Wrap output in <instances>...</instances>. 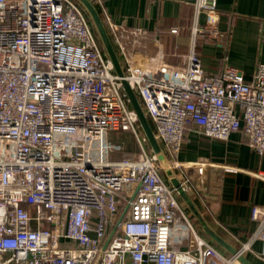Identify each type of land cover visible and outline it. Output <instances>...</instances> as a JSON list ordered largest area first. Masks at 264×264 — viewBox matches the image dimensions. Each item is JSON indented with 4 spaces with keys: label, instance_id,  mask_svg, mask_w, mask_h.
Wrapping results in <instances>:
<instances>
[{
    "label": "built area",
    "instance_id": "2783aa9c",
    "mask_svg": "<svg viewBox=\"0 0 264 264\" xmlns=\"http://www.w3.org/2000/svg\"><path fill=\"white\" fill-rule=\"evenodd\" d=\"M193 4V45L219 40L218 0ZM109 27L169 162L189 125L221 141L242 131L264 154V62L250 78L234 67L215 74L193 46L179 66L155 33L130 41L132 29ZM138 122L74 0H0V264H243L264 244V205L252 207L257 229L235 253L204 237ZM110 132L132 134L138 150L105 160Z\"/></svg>",
    "mask_w": 264,
    "mask_h": 264
},
{
    "label": "crops",
    "instance_id": "0c3cea01",
    "mask_svg": "<svg viewBox=\"0 0 264 264\" xmlns=\"http://www.w3.org/2000/svg\"><path fill=\"white\" fill-rule=\"evenodd\" d=\"M194 1L105 0L100 7L108 27L113 22L128 30L155 33L162 39L164 60L171 64L183 66L185 54L194 46L206 71L218 74L234 67L250 78L257 64L264 62V0H218L222 37L198 39L193 45ZM198 20L205 23L206 14H199ZM176 155L170 158L171 165L180 180L187 181L190 190L186 191L199 213L229 244L240 248L257 229L251 220L252 207L264 205V181L257 177L264 171V154L250 147L242 131L221 141L189 125L184 146ZM178 200L194 224L198 222L203 234L214 241L179 193ZM245 258L264 264V244L256 241Z\"/></svg>",
    "mask_w": 264,
    "mask_h": 264
},
{
    "label": "water",
    "instance_id": "95a60500",
    "mask_svg": "<svg viewBox=\"0 0 264 264\" xmlns=\"http://www.w3.org/2000/svg\"><path fill=\"white\" fill-rule=\"evenodd\" d=\"M86 10L88 13L92 24L94 25V28L103 44L104 50L106 55L109 57L113 67L114 71L118 76L121 77V83L123 86L124 91L126 92L131 107L134 109V111L137 114L139 124L141 125L142 130L144 131L145 135L147 136V139L149 141V144L152 148V151L157 156L158 160L162 163V171L168 178L169 182L173 187H175L179 193V195L185 200L187 205L191 208V210L194 212L196 217L199 219L201 225L203 226L206 233L219 245H221L223 248H225L230 253H235L237 249L233 247L231 244H229L221 235H219L214 229H212L203 216L199 213L194 203L191 201L187 191L182 185V182L178 175L175 172V169L171 167L168 163L169 160L167 156L164 153V150L161 146L160 141L158 140L151 123L141 105V102L131 87L128 80L124 77V70L122 66V62L117 54V51L115 49L114 43L111 39V36L107 30L106 24L104 23L99 11L97 10L95 4L92 0H77ZM144 30L143 28H135L132 29L129 35L130 41L133 40V37L137 31ZM240 260L243 264H253L249 260L245 258V256H241Z\"/></svg>",
    "mask_w": 264,
    "mask_h": 264
},
{
    "label": "rangeland",
    "instance_id": "374dc122",
    "mask_svg": "<svg viewBox=\"0 0 264 264\" xmlns=\"http://www.w3.org/2000/svg\"><path fill=\"white\" fill-rule=\"evenodd\" d=\"M202 14H205V13H202ZM93 26L94 25L92 24V27ZM108 28H110V27H108ZM96 38H97L98 45H99L100 49L102 51H105L104 47H103V44H102L98 34H96ZM119 54L121 56L120 50H119ZM153 125H155L154 122H153ZM104 146H105V152H104V156L103 157H104L105 160H107V159H117V158H119L122 155L131 154V153H134V152H136L138 150V144H137V141H136L135 137L132 134L122 133V132H119V133L110 132V133H108L106 135L105 140H104ZM149 151H150V149H149ZM168 156H169V158L177 157L176 154H171L169 152H168ZM185 210L187 211V207H186ZM187 213L189 214V212H187ZM189 216H190V214H189ZM198 229L200 230L201 234L204 237H206L203 234L202 230L200 228H198ZM209 241L212 242L218 249H220L224 253L228 254V252L225 251V249H223L222 247L216 245L214 241H212L210 239H209ZM61 245L62 246H71V245H74V243L72 241H67L66 243H63Z\"/></svg>",
    "mask_w": 264,
    "mask_h": 264
},
{
    "label": "trees",
    "instance_id": "16d2710c",
    "mask_svg": "<svg viewBox=\"0 0 264 264\" xmlns=\"http://www.w3.org/2000/svg\"><path fill=\"white\" fill-rule=\"evenodd\" d=\"M74 1H75V2H76V3H77V4L83 9V12H84V13L86 14V16L89 18L88 13H87L86 10L83 8V6H82L77 0H74ZM95 6H96L97 10L99 11V13H100V15H101V17H102V19H103V21H104L101 7H100L99 5H97V4H95ZM89 22H91V19H90V18H89ZM104 23H105V21H104ZM91 24H92V22H91ZM105 24H106V23H105ZM106 27H107V25H106ZM93 30H94L95 34H97V32H96L94 26H93ZM107 30H108V32H110V29H109L108 27H107ZM110 36H111V39H112V41H113V43H114L115 49H116V51H117V54H118L119 58L121 59V56H120V54H119V49H118L117 45L115 44L114 39H113V37H112L111 34H110ZM103 53H105V51H103ZM138 98H139V96H138ZM139 100H140V98H139ZM140 102H141V105H142V107H143V109H144V105H143V103H142L141 100H140ZM147 117H148V116H147ZM148 119H149V121H150V123H151V126H152L154 132L156 133V128H155V125H153V121H152L151 118H149V117H148ZM138 126H139V128H141V125L139 124V122H138ZM141 129H142V128H141ZM160 143H161L162 148H165L164 143H163L162 141H160ZM149 149H150V151H152L150 144H149ZM204 215H205V213H204ZM205 217H207V216L205 215ZM197 223H198V222H197ZM197 223H196V225H197V227H198L199 225H198Z\"/></svg>",
    "mask_w": 264,
    "mask_h": 264
},
{
    "label": "bare ground",
    "instance_id": "6f19581e",
    "mask_svg": "<svg viewBox=\"0 0 264 264\" xmlns=\"http://www.w3.org/2000/svg\"><path fill=\"white\" fill-rule=\"evenodd\" d=\"M168 164H169L171 167H173V166L171 165V162H169Z\"/></svg>",
    "mask_w": 264,
    "mask_h": 264
}]
</instances>
